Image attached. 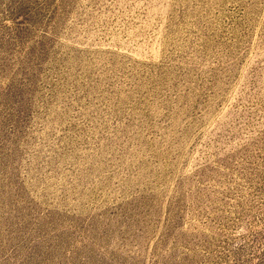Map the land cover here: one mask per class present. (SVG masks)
<instances>
[{
  "label": "rangeland",
  "instance_id": "obj_1",
  "mask_svg": "<svg viewBox=\"0 0 264 264\" xmlns=\"http://www.w3.org/2000/svg\"><path fill=\"white\" fill-rule=\"evenodd\" d=\"M0 264H264V0H0Z\"/></svg>",
  "mask_w": 264,
  "mask_h": 264
}]
</instances>
